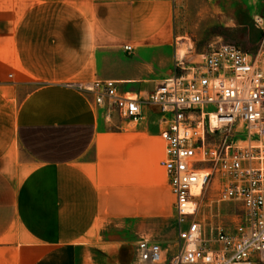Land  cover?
Instances as JSON below:
<instances>
[{
	"label": "crops",
	"instance_id": "obj_1",
	"mask_svg": "<svg viewBox=\"0 0 264 264\" xmlns=\"http://www.w3.org/2000/svg\"><path fill=\"white\" fill-rule=\"evenodd\" d=\"M174 4L0 0V264H132L174 221L157 106L102 124L69 85L147 97L172 73Z\"/></svg>",
	"mask_w": 264,
	"mask_h": 264
},
{
	"label": "built area",
	"instance_id": "obj_2",
	"mask_svg": "<svg viewBox=\"0 0 264 264\" xmlns=\"http://www.w3.org/2000/svg\"><path fill=\"white\" fill-rule=\"evenodd\" d=\"M254 21L253 51L235 43L198 57L177 50L172 74L147 97L119 94L113 79L69 83L130 121L141 118L143 105L157 106L176 230L169 264H264V16ZM239 124L243 140L235 138ZM206 195L216 209L206 211ZM221 203L239 205L236 221L221 220ZM137 251V264H163L160 247L147 239Z\"/></svg>",
	"mask_w": 264,
	"mask_h": 264
},
{
	"label": "rangeland",
	"instance_id": "obj_3",
	"mask_svg": "<svg viewBox=\"0 0 264 264\" xmlns=\"http://www.w3.org/2000/svg\"><path fill=\"white\" fill-rule=\"evenodd\" d=\"M171 42V62L175 51H191L197 57L221 43H235L248 51H253L259 42L260 30L256 27L255 16H264V0H174ZM171 64V63H170ZM166 67V65H165ZM172 74V73H171ZM170 74V75H171ZM168 75V77L170 76ZM167 78V77H166ZM99 116L100 123H112L127 120L117 115L114 109H103ZM239 132L235 138L243 140L244 126L238 125ZM211 198V197H210ZM206 211L216 209L206 195ZM223 213L221 220L232 223L237 220L239 205L230 203L218 205ZM162 234L147 239L160 247L163 264H169L176 249V230L174 221H165ZM132 264L138 262V251L130 258Z\"/></svg>",
	"mask_w": 264,
	"mask_h": 264
},
{
	"label": "bare ground",
	"instance_id": "obj_4",
	"mask_svg": "<svg viewBox=\"0 0 264 264\" xmlns=\"http://www.w3.org/2000/svg\"><path fill=\"white\" fill-rule=\"evenodd\" d=\"M183 52V51H182ZM181 51H180V53H182Z\"/></svg>",
	"mask_w": 264,
	"mask_h": 264
}]
</instances>
